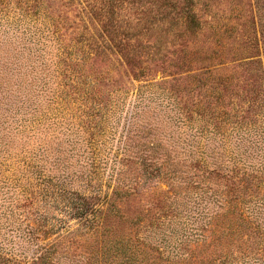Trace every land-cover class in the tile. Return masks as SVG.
I'll return each mask as SVG.
<instances>
[{
  "label": "trees",
  "instance_id": "1",
  "mask_svg": "<svg viewBox=\"0 0 264 264\" xmlns=\"http://www.w3.org/2000/svg\"><path fill=\"white\" fill-rule=\"evenodd\" d=\"M211 1L84 0V12L98 23L87 37L84 32L89 28L82 23L83 13L74 12V0L61 4L67 11H55L44 0H0V13L14 21L0 24V35H5L0 38V145L11 131L30 133L37 126L50 130L60 125L67 132L66 140L59 144L67 148L58 151L43 146L14 160L8 143L0 148V264H154L149 250L157 251L165 259L163 264H230L238 262L233 258L235 247L242 256L239 260L264 264V146L251 140L248 128L240 129L245 132L238 137V148H208L219 134L217 126L213 131L210 124L187 127L189 120L171 101L170 109L178 112L167 119L186 142V157L180 158L152 132L163 124L149 120V112L139 116L142 96L138 91L137 104L127 113L125 138L119 140L103 183L101 147L107 146L100 136L106 133L110 117L102 122L100 116L108 115L111 97L102 84L111 80L108 63H112L106 50L135 69L144 60L143 53L150 61L162 52L167 46L163 38L173 27L184 28L175 37H183L184 32L200 35L203 13H211ZM66 12L80 18V27H73L78 22H72L70 36L66 35L70 31ZM74 34L80 38L75 39ZM240 35L245 38L247 32ZM143 38L149 40L145 43ZM52 42L57 47L54 61ZM184 47L186 44L171 53L177 52L179 58ZM143 68L140 74L151 86V68ZM27 71L35 78L27 79ZM117 90L128 93L123 88L111 93ZM41 98H46V109ZM75 101L86 108L78 111L79 115L76 107H71ZM202 113L204 117L212 115L205 110ZM240 124L247 125L243 120ZM219 140L223 136L219 135ZM247 143L253 148H245ZM199 169L203 174L194 176ZM154 175L169 185L167 191L151 185L149 179ZM179 176L189 181L182 184ZM189 189L203 193L195 200L196 211H190L194 227L187 225L173 243V235L162 233L157 239L144 238L147 227L160 228L159 220L166 218L167 205L161 197ZM137 199L144 203L145 213L124 216L120 205ZM158 210L162 214L154 213ZM235 214L243 221L237 227H223L224 218ZM111 216L138 226L135 236L113 232L107 225ZM71 219L79 223L75 230L66 228ZM248 219L257 223L254 235L238 240V235L251 228ZM221 236L227 241L223 245L226 253L218 252Z\"/></svg>",
  "mask_w": 264,
  "mask_h": 264
},
{
  "label": "rangeland",
  "instance_id": "2",
  "mask_svg": "<svg viewBox=\"0 0 264 264\" xmlns=\"http://www.w3.org/2000/svg\"><path fill=\"white\" fill-rule=\"evenodd\" d=\"M44 1L46 5L53 7L55 11H67V6H61V4L69 0ZM74 2V12L81 11L83 13L80 14L83 20L82 23L89 28L88 32H84V34L86 33L85 36L89 37V34L94 32L98 23L90 14L84 12L86 5L84 0H74ZM211 4V13H203L205 16L202 19L204 20V28L200 35L195 36L184 32L183 37H175V33L184 31V28L181 26L173 27L168 36L163 38L167 46L163 47L162 52L154 60L150 61H147L148 56L143 53L144 60L135 69H131L132 67L126 64L119 55H114L111 51L106 50L112 63H108L111 80H108V82L105 80L102 84L106 89V93L110 94L111 97V102L107 105L108 115L101 114L100 116L102 122L110 117L106 133L100 136V140L107 146V148L101 147L102 162L100 168L101 172L105 173L104 184L108 179L110 168L113 164L111 160L114 158L116 151H118L119 140L123 141L125 138L124 125L125 121L129 120L127 113H131L133 107L136 106V94L138 91L142 96L139 104V116L143 118L144 113L149 112L150 114L147 117L149 120H159L160 125L163 124L160 130L152 132L156 134L158 139L162 140L163 144H166L169 148H174L173 152L181 155L180 158L186 157V154L183 153V148L186 146L185 137L167 119V117H172L178 111L183 113L185 119L189 120L186 123L187 127L189 124H210L212 125L210 130L213 131V127L217 126V133L219 132V134L215 141L208 143V148H222V146H225V148H238V137L245 132L240 129L244 130L246 128L251 131V135L249 134L251 140L253 142L257 140L264 146V0H212ZM74 12H66V16L68 15L69 17L66 21L69 24L67 29H70L66 34L67 36L71 35L72 22H78L73 24V27H80L78 25L80 18H75ZM216 14L218 16L214 17ZM7 22L14 21L11 20L10 15L0 13V24L5 26ZM168 26L166 25V28ZM242 32H247L245 38L244 36L241 37L240 34ZM4 37L5 35H0V38L3 39ZM79 38L80 34H76L75 39ZM143 40L146 43L149 39L143 38ZM51 44V56L54 61L57 47L54 42ZM182 44H186V47L179 53L178 58L176 54L182 48ZM173 51L177 52L173 54L171 53ZM146 66L151 68L150 72L153 75L149 79L151 86L147 85V78L144 79L140 74L141 71H145L143 67ZM103 70L106 71V67ZM24 73L27 79L28 77L35 78V75H29L28 71ZM135 74L138 77H135ZM60 80L61 77L59 76L57 82ZM118 88H123L128 93L122 94L118 90L115 93H111ZM120 93L124 97H121ZM158 96H160V99H157ZM169 97L171 100H169ZM163 100L165 101L163 102ZM40 101L43 102L44 109H46V98L44 100L41 98ZM171 101L175 103L178 111L177 109H170L171 105L169 102ZM116 102L120 105H116ZM71 107H76L75 112L77 111V115L81 113H78V111L86 110L79 101L71 103ZM77 107L79 108L77 109ZM202 110L209 112V114L212 113V115H205L204 117L202 116ZM242 120L247 125L242 126V123L240 124ZM155 125L153 124V126ZM187 127H185L186 133L190 134L191 131ZM64 133L67 134L64 126L56 125L50 130H47L46 126H37L35 132L30 133H17V131L12 133L11 131L10 135H6L2 142H4L3 145L8 143L11 146L14 154L13 159L16 160L24 155L30 156L31 151H37L43 146L51 145L55 151L60 148H67L65 144L62 145L64 148L59 146L60 143L66 140ZM219 135L223 136L222 141L219 140ZM170 136H172L171 140H169ZM1 138H3L2 134H0V140ZM149 139L153 140L152 137ZM3 145H0V148ZM240 147L242 148V146ZM245 148L253 147L247 143ZM64 157H66V154ZM103 160H106V163ZM20 164L23 165L22 163ZM201 170L199 169L192 174L194 176L203 174V172H200ZM150 177L152 178L149 179V182L152 186L158 187L159 191H167L169 189V185L157 175ZM237 178H241V175ZM188 179L186 177L183 180L179 176L182 184L188 182ZM236 180L238 181V179ZM111 190H108L109 193H111ZM105 191L106 188L104 187L103 192ZM202 194V190L189 189L180 191L177 194L173 193L170 198L169 196L161 197V200H165L167 205L164 212L166 218L159 220L162 223L160 228L155 226L152 228L147 227L148 231L146 236L143 234V237L157 239L160 238L159 234L162 233L165 236L173 235L174 239L171 242H175V238L183 235L187 225L194 227L190 211H196L193 206L197 198ZM262 196L264 198V192ZM142 203L141 200L137 199L131 202L126 201L120 207L124 216H139L137 214L145 213L144 203L143 205ZM154 213L162 214V211L158 210L154 211ZM244 217L247 218L246 216ZM242 221L240 215L235 214L227 219L224 218L222 226L226 228L229 224H234L237 227ZM143 224L146 225V221ZM78 225V221L74 219L66 222V228L70 230H75ZM107 225L113 227V232L119 231L120 234H123L122 236L126 237L127 235L134 237L138 230V226L132 225L126 220H117L115 216H111L108 219ZM256 225L257 223H253L250 220L251 228L246 229L242 235H238V240L248 239V236L251 233L253 234ZM152 231L157 233L153 234ZM226 242L225 238L221 236L218 252H225V246L223 245H226ZM235 242H237V236ZM79 250L81 249H78L77 252ZM234 251L236 253L233 258H238V262H231L230 264H249L253 261V259H246L248 260L246 262L242 259L239 260L242 256H240L236 247ZM148 257L150 262L154 264H163L162 262H165V259L155 250H149ZM200 258L203 259L205 257Z\"/></svg>",
  "mask_w": 264,
  "mask_h": 264
}]
</instances>
